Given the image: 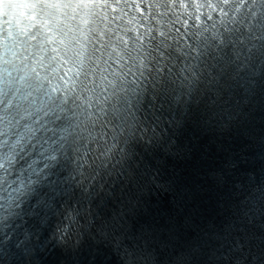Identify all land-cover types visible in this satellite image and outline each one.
<instances>
[{"label":"clouds","instance_id":"obj_1","mask_svg":"<svg viewBox=\"0 0 264 264\" xmlns=\"http://www.w3.org/2000/svg\"><path fill=\"white\" fill-rule=\"evenodd\" d=\"M0 264H264V0H0Z\"/></svg>","mask_w":264,"mask_h":264}]
</instances>
